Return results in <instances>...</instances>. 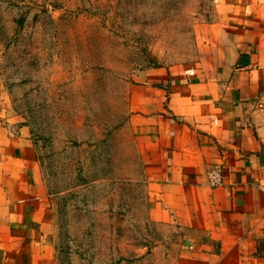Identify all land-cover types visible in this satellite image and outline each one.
<instances>
[{
    "label": "rangeland",
    "instance_id": "374dc122",
    "mask_svg": "<svg viewBox=\"0 0 264 264\" xmlns=\"http://www.w3.org/2000/svg\"><path fill=\"white\" fill-rule=\"evenodd\" d=\"M216 0H0V126L30 144L51 264H179L149 194L133 91L197 62ZM21 19V26L18 20Z\"/></svg>",
    "mask_w": 264,
    "mask_h": 264
},
{
    "label": "crops",
    "instance_id": "0c3cea01",
    "mask_svg": "<svg viewBox=\"0 0 264 264\" xmlns=\"http://www.w3.org/2000/svg\"><path fill=\"white\" fill-rule=\"evenodd\" d=\"M215 8L197 62L139 77L131 124L156 210L187 235L179 264H264V0ZM48 231L30 144L0 126V264H51Z\"/></svg>",
    "mask_w": 264,
    "mask_h": 264
},
{
    "label": "built area",
    "instance_id": "2783aa9c",
    "mask_svg": "<svg viewBox=\"0 0 264 264\" xmlns=\"http://www.w3.org/2000/svg\"><path fill=\"white\" fill-rule=\"evenodd\" d=\"M207 184L209 187H218L221 184L220 170L217 168L209 170L207 173Z\"/></svg>",
    "mask_w": 264,
    "mask_h": 264
},
{
    "label": "trees",
    "instance_id": "16d2710c",
    "mask_svg": "<svg viewBox=\"0 0 264 264\" xmlns=\"http://www.w3.org/2000/svg\"><path fill=\"white\" fill-rule=\"evenodd\" d=\"M18 21H19V22H18V25L21 26V22H22V20L19 19Z\"/></svg>",
    "mask_w": 264,
    "mask_h": 264
}]
</instances>
